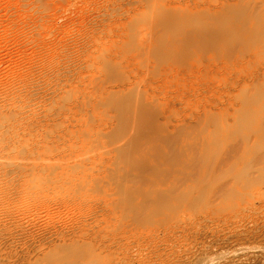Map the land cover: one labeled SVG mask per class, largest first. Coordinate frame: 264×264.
Here are the masks:
<instances>
[{
  "label": "rangeland",
  "instance_id": "374dc122",
  "mask_svg": "<svg viewBox=\"0 0 264 264\" xmlns=\"http://www.w3.org/2000/svg\"><path fill=\"white\" fill-rule=\"evenodd\" d=\"M0 264H264V0H0Z\"/></svg>",
  "mask_w": 264,
  "mask_h": 264
}]
</instances>
